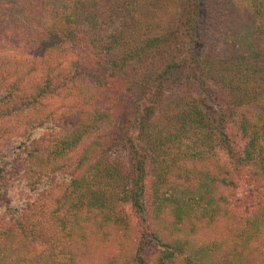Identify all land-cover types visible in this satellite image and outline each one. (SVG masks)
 <instances>
[{"label":"trees","instance_id":"obj_1","mask_svg":"<svg viewBox=\"0 0 264 264\" xmlns=\"http://www.w3.org/2000/svg\"><path fill=\"white\" fill-rule=\"evenodd\" d=\"M140 1L0 0V44L41 71H0V117L19 124L7 135L12 163L0 169V196L20 184L32 193L17 212L9 204L0 211V264H264V0H183L193 75L208 91L221 89V111L240 115L238 144L192 103L176 113L171 106L161 129L140 121L139 133L119 136L124 162L112 149L125 95V75L116 80L113 66L124 57L109 54L125 43ZM160 1L144 3L150 20L158 8L169 20L179 15L170 7L177 0ZM150 20L132 47L140 62L143 51L161 55V43L168 49L179 34ZM71 53V69L57 70ZM71 87L80 102L52 108L51 97ZM173 136L168 147L176 150L161 151ZM221 149L225 157L212 167Z\"/></svg>","mask_w":264,"mask_h":264},{"label":"rangeland","instance_id":"obj_2","mask_svg":"<svg viewBox=\"0 0 264 264\" xmlns=\"http://www.w3.org/2000/svg\"><path fill=\"white\" fill-rule=\"evenodd\" d=\"M177 1H179V4L176 3ZM177 1L175 3H172V6L170 7L174 8L176 4V14L179 13L178 16H172V18L169 20L170 13H160L164 9L158 8V12H156L158 16L150 20L149 12L152 10L148 9V5H146L145 7L144 3L147 2V0H141L137 5L136 16L133 17L131 26L125 29L123 37V42L125 41V43L121 45L119 50L117 49L116 51H113L115 53V56L112 53L109 54L110 60L120 58V54L121 57H124V60L121 61V67H118L117 65L113 66V68H115L119 73V77H117L116 80L120 81V76L125 75V80L118 83L123 84L119 89H121L123 94L125 95L121 98L124 101L122 103L123 108L120 109V115L118 114L117 116L116 113L115 131L112 138L114 139L113 142L115 144L112 149H117L118 147V153L122 156V158H124V162L129 159V154L127 152V149L119 147L121 145V143H119L118 141L119 136L125 133L129 136H131V133L132 135L139 133V128L142 125V122H144L145 124H149L148 128L150 129V131L152 129L156 130V127L157 129H161L162 126L159 123L165 122V120H162V117L163 115L169 113L168 110L172 109L171 106L173 107L172 111L176 113L177 110H179L177 108H181L185 104L188 105L192 103L193 105L197 106L198 109H201V111L205 112V120L206 122L211 123V127L214 131L217 129H224L228 134V139L230 142L238 144L240 140L241 130L239 129L237 124L240 115H238L237 113L235 114V112H228L227 109H224V112L221 111L220 106L217 104V102H219V99L214 98L218 94H222L221 89L218 88V86L212 85L210 83L213 91H208L207 87L193 75L198 72L196 71L198 67L193 60V57L191 55L192 52L188 50V44L184 42L188 35V33H185L183 23L186 9L185 5H183V0ZM166 2H168V0H166ZM159 3L163 4L160 0ZM145 20H150L157 26H159L158 24H160L162 28L165 26L163 30L164 34H167L171 31H178L179 34L177 35L176 40H171L168 42L170 44V46H168V49H164V46L161 43L160 52H163L161 53V55H159V53H152L149 49L143 51L141 53L143 61L140 62L138 60H135L136 53H133L132 47L137 46L138 39H140L141 37L140 34L145 30ZM160 26L159 28L161 30ZM146 34H148L147 29L145 30L144 35ZM224 51L225 49H222L220 53ZM75 60L76 58L74 54H68L65 61L55 68H57V70L59 71H68L69 68L71 69V64L74 63ZM172 60H176L178 62V65L172 67L171 69L169 68L167 72L163 70L164 66ZM134 65H137L138 68L134 69ZM222 65L223 63H219V70L223 69ZM2 70H9V73L12 77L19 75H22L23 77H33L38 76L41 72L39 67L26 63L25 59H22V55L17 53L14 54L10 48L4 47L0 44V71ZM33 79L34 78H31V80ZM73 88L75 89V87H71L67 90L61 91V98L52 96L51 100L49 99L50 104L52 105L51 107L55 108L59 106V109L60 107L62 109V106L77 105L80 102V94ZM211 92L216 93L210 96ZM160 97H169L172 100L167 101L166 103H164L165 101L159 102ZM161 104L163 106L162 109ZM164 108H166L167 111L165 109V112L163 113L162 111H164ZM170 114L171 113L168 114V117ZM216 118L220 119L221 121H216ZM0 126H4V129L11 131H7L4 135L0 133V148L3 143L6 145L3 150L0 149V169L6 166L8 169V165H11L12 159L10 157L11 152H9L8 148L9 137L7 138V135L14 136L16 134L15 130H18L17 128L19 127V124H8L7 120H4V118L0 117ZM166 128H169L170 133L171 131H176L173 129V127H171V125L165 126V129ZM164 132L168 131L166 130ZM178 134L179 133H177V135ZM182 135L184 136L182 138H184V140H186L188 144H191V133L186 130ZM175 137L173 136V138H170L168 140L169 142L167 143H162L161 145L163 147H161V151L165 149L166 153H168V150H172L173 153L176 148L172 146L168 147V145H170L169 143ZM150 138H153L151 132ZM143 139H146V137H144ZM10 144H12L10 146L12 147L15 143ZM183 145L186 146V143H183ZM161 155L164 156L165 152H161ZM153 157L154 152L153 154L151 153L149 162L150 168L155 169L158 168L157 165L159 162L156 161ZM214 157L215 158L211 156V158H209L212 167L216 165L212 164L217 163L218 159L225 157L223 155V150L221 149L219 153L217 152V155L215 154ZM155 162L157 164H155ZM207 167L209 168V165H207ZM235 178L236 180L238 178L236 174ZM51 180L52 182H55V178ZM17 181L18 180L16 179L15 182ZM14 187L17 188L13 190L7 189V191L5 192V194L8 195L7 197H4L3 195L0 196V211L3 210V208L5 209V207H7V205L9 204V211L17 212V210L22 207L21 204H24L26 197L32 195V193H29L28 190H25L26 187L24 188L22 184L14 185ZM19 188L20 191H18ZM239 207L241 209L237 208L235 209V211H237L238 213H242V205H240ZM132 214L133 217H135V221H137L139 213L133 212ZM139 221H137L138 224H140Z\"/></svg>","mask_w":264,"mask_h":264}]
</instances>
